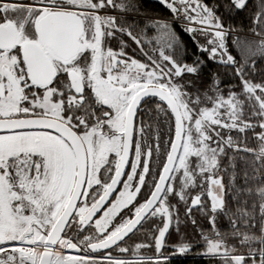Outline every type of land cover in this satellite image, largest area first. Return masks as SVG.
<instances>
[{"label":"snow or ice","instance_id":"1","mask_svg":"<svg viewBox=\"0 0 264 264\" xmlns=\"http://www.w3.org/2000/svg\"><path fill=\"white\" fill-rule=\"evenodd\" d=\"M160 3L0 0V264H264V0Z\"/></svg>","mask_w":264,"mask_h":264},{"label":"trees","instance_id":"2","mask_svg":"<svg viewBox=\"0 0 264 264\" xmlns=\"http://www.w3.org/2000/svg\"><path fill=\"white\" fill-rule=\"evenodd\" d=\"M145 7L149 8L150 10L154 11V12H159L163 15H170V13L168 12V10L166 8L163 7V5L160 3V0H143ZM206 2H211V0H206ZM243 22V24L245 25V29L243 33H240L241 36H244L247 33V20H246V13L245 12H238L235 14V16L233 17V23L235 24H239ZM177 31L178 33L181 35L182 39L185 40V42L192 48L193 51H195V46L192 44L191 41V36L185 32H183L179 27H177ZM249 39H252V37H248ZM202 40V38H200ZM231 37H229V43H231ZM233 51V53L235 54V50L231 49ZM140 58V57H138ZM239 58V57H238ZM189 62H191V57L188 58ZM205 59H207V57H205ZM216 65L214 62L209 61L207 68L205 69V73L204 75H207L208 69L210 68H215ZM181 212H183V208L181 207ZM194 214L197 216V219L199 220V214L198 212H196V210L194 209ZM169 231L172 233V236L170 238L167 239V243L169 244H174L176 242H178V237L176 236L175 233V229L174 227H170ZM182 231H187L189 233V235H191L192 232V226L189 223L187 228H184L182 226ZM141 239H143V237L140 236V234H137L136 237H133L132 240L129 241V243L134 244L136 242H140ZM199 250V246L197 249H194L193 251H197ZM150 251V249H149ZM165 251L167 252H171L172 250L170 248L165 249ZM169 264H215L214 261H209L208 259L204 258V257H197L194 256L192 254H187V255H178L175 258L171 259Z\"/></svg>","mask_w":264,"mask_h":264},{"label":"flooded vegetation","instance_id":"3","mask_svg":"<svg viewBox=\"0 0 264 264\" xmlns=\"http://www.w3.org/2000/svg\"><path fill=\"white\" fill-rule=\"evenodd\" d=\"M131 235V234H130Z\"/></svg>","mask_w":264,"mask_h":264}]
</instances>
